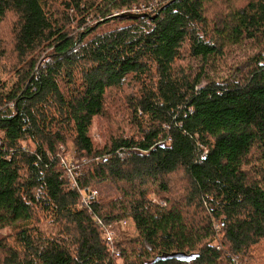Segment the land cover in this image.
I'll use <instances>...</instances> for the list:
<instances>
[{
    "label": "trees",
    "instance_id": "16d2710c",
    "mask_svg": "<svg viewBox=\"0 0 264 264\" xmlns=\"http://www.w3.org/2000/svg\"><path fill=\"white\" fill-rule=\"evenodd\" d=\"M7 57L0 264H264V0H0Z\"/></svg>",
    "mask_w": 264,
    "mask_h": 264
},
{
    "label": "rangeland",
    "instance_id": "374dc122",
    "mask_svg": "<svg viewBox=\"0 0 264 264\" xmlns=\"http://www.w3.org/2000/svg\"><path fill=\"white\" fill-rule=\"evenodd\" d=\"M198 64H199V62H198ZM210 69L214 75L215 74H217V75L222 74L223 75L224 74L223 70H225L226 67L224 68V66L222 65V63L220 61H216L215 64L210 67ZM11 70L12 69H11V66L9 65L8 57L0 60V79L1 80L9 79L10 82H12L13 79H10ZM208 71H209V64H208ZM91 132H94V134L97 135V137H99L96 125L93 127V130ZM64 155H65V157L69 158L74 163V165L79 166V162H80L79 159L74 158V160H73L71 157H69V156H72V157L75 156V153L73 151H66L64 153ZM65 157H64V159L66 160ZM72 162L70 163V166H73ZM116 232L118 233L116 235V238H118V240H120V241H125L126 239L133 238L134 236L137 235V230L135 228V224H134L133 220H131V219H129V220L127 219V223L125 225L116 226Z\"/></svg>",
    "mask_w": 264,
    "mask_h": 264
},
{
    "label": "built area",
    "instance_id": "2783aa9c",
    "mask_svg": "<svg viewBox=\"0 0 264 264\" xmlns=\"http://www.w3.org/2000/svg\"><path fill=\"white\" fill-rule=\"evenodd\" d=\"M96 196L95 192H89L87 193V195L85 196V201H90L92 199H94ZM101 225L102 223L99 222ZM127 223V220L124 221H120V222H116L110 225H102V229H103V235L105 240L107 241L108 244H112L114 242V240H117L118 238H116V235L118 234L116 232V226L118 225H125Z\"/></svg>",
    "mask_w": 264,
    "mask_h": 264
}]
</instances>
